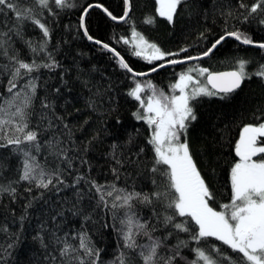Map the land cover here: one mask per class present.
Returning a JSON list of instances; mask_svg holds the SVG:
<instances>
[{"label":"trees","instance_id":"1","mask_svg":"<svg viewBox=\"0 0 264 264\" xmlns=\"http://www.w3.org/2000/svg\"><path fill=\"white\" fill-rule=\"evenodd\" d=\"M15 2L21 7L34 8L37 18L48 26L50 37H44L39 27L27 20L20 36L9 32L15 28L17 19L12 11L5 9L0 12V31L9 33L4 37L9 41L5 44L8 56L15 54L24 62L35 60L40 65L54 61L55 66L40 67L31 74L21 70L22 77L15 81L17 87L9 92L14 62L0 49V106L15 112L13 103L23 106L25 94L30 95L31 103L24 106L28 124L25 131L37 132L40 144L37 150L28 142L8 143L9 139L23 138V133L16 131V125L23 123L19 117L0 130V186L15 189L14 193L0 191V264H61V245L53 242L54 234L60 237L67 234L72 244H78L81 232L90 238V246L99 250L98 264H116L121 252L126 253L131 264H143L136 252L124 247L121 221L129 213H134L140 222H147L152 237L163 240L164 246L158 250L162 257L171 255L179 240L189 241L180 250L175 264H191L196 259L193 249L197 247H203L218 264H231V261L240 264L241 255L215 238L197 244L190 240L191 232H178L171 225L165 226L162 222L165 209L155 199L146 203L134 198L131 209L111 205L116 195L152 196L164 189L161 173L151 169L166 166L155 165L153 146L148 143L152 130L144 120L136 118L135 113L143 115L144 109L129 95L135 84L139 82L145 88L150 83L167 91L188 66L207 68L214 73L237 70L238 62L245 60L251 78L245 79L232 93L192 100L197 119L187 130L193 159L213 193L210 206L219 211L220 205L231 202V169L238 161L235 147L242 128L264 122V78L255 75L264 65V49L227 37L206 58L185 64L167 61L201 56L229 32L247 35L255 42L252 45L264 43V3L251 12V7L261 0H182L173 21L169 22L159 16L157 0H130V10L126 0H68L72 6L64 8L50 0L51 11L40 8L34 0ZM96 4L103 5L118 18L126 11L128 16L118 22L101 8L92 7L84 21L88 35L93 37L89 40L81 27V17L89 5ZM150 18L153 22H146ZM133 30L162 51L178 55L152 63L137 57ZM96 40L101 43L97 44ZM28 42L38 49L36 53ZM103 44L119 52L136 72L148 73L153 67L158 70L145 77H133ZM41 45H45V51H39ZM161 64L164 66L158 67ZM205 74L207 79L208 73ZM30 81L36 85L34 94L25 87ZM147 91L142 93L143 98ZM56 140L61 143L55 150L67 151L71 168L49 150L48 142ZM25 153L36 158L47 174L45 180L51 177L53 185L44 189L37 187L35 180L20 179L27 158ZM57 167L64 183H57L52 175ZM78 176L84 180L73 186ZM86 181L104 186L105 193L113 185L124 192L105 195V206L96 189ZM182 220L188 221L192 232L197 229L194 221L177 217V221ZM136 239L139 245L149 243L144 235ZM213 246L221 254L212 252ZM224 257L231 259L226 261Z\"/></svg>","mask_w":264,"mask_h":264},{"label":"snow or ice","instance_id":"2","mask_svg":"<svg viewBox=\"0 0 264 264\" xmlns=\"http://www.w3.org/2000/svg\"><path fill=\"white\" fill-rule=\"evenodd\" d=\"M35 4L42 9L50 8V0H34ZM57 7H71L72 5L68 0H52ZM182 0H157L159 5L157 11L159 16L166 17L169 22L173 21L178 5ZM128 10L131 8L130 0H126ZM260 3L253 5L250 9L251 12H256L261 7ZM0 12L5 9L12 11L17 19L15 28L9 29L15 35L20 36L22 25L24 21H31L42 31L44 37H50V30L45 23H42L35 15V9L32 7H21L15 0H0ZM97 7L101 8L112 20H125L128 16V11L121 17L113 16L112 13L101 4L89 5L88 8ZM243 7V5H241ZM88 8H86L81 17V27L84 29V34L87 35L89 40L93 37L88 35V30L83 24V18L88 15ZM148 23H152L150 18ZM8 32L0 31V49H3V55L8 56V49L5 44L9 43L4 37H8ZM133 38L137 40L135 55L142 57L149 63L154 61L165 60L168 56L178 55L177 53L164 52L156 44L149 43L142 35L135 30L132 32ZM226 36L234 37L236 40L241 41L245 45H252L255 42L247 35L240 32H229ZM226 36H221L212 45V48L203 53L208 56L212 49H215ZM97 44L101 41L96 40ZM128 43L127 40L124 41ZM31 50L36 53L37 48L32 47L31 42H28ZM264 49V43L256 45ZM105 49L113 52L119 58L120 65L131 73L133 77L144 76L147 73L136 72L132 67L124 61L114 48H110L108 44H103ZM45 45H41L39 51H45ZM183 51H186L184 49ZM200 57H187V59H199ZM10 61L14 62L12 71V79L10 80L9 92L16 88L15 81L22 77L21 70L24 74H31L39 71L40 67L52 68V64H37L35 60L31 63L24 62L19 59L15 54L8 56ZM49 59L51 54L49 53ZM167 63L178 64L179 60H168ZM247 61L240 60L238 68L235 71L223 73H210L207 68L189 69L187 72L180 74L178 82L172 85L173 90H178L179 95H166L162 91H158L155 86L148 84L150 95L146 100L142 97L145 92L144 86L139 82L129 92V95L135 100L139 101L140 107L144 109V114L139 112L135 113L136 118L144 120L151 128V135L148 141L153 146L155 153V165L166 166L164 168L153 167L151 171L160 172L164 178V189L156 191L152 196L141 197L140 193H126L124 195H116L112 208L128 207L131 209V201L134 198H141L143 202L151 203L153 199L159 201L165 209L162 217V222L165 226L171 225L172 229L178 232L189 233L190 240L197 244L206 241L208 238H215L216 240L227 245L233 252L241 255L240 264H264V122L258 124H248L242 128L239 140L235 147L236 155L239 157L238 162L234 164L231 169V188L232 197L231 202L220 205L221 210H216L210 206L209 201L213 200V193L210 191L204 178L201 176L197 168V164L191 154L189 144L187 142V130L192 121L197 119L191 101L197 99L199 96H215L218 93L229 94L239 89L245 79H250L251 74L246 71ZM161 64L158 67H163ZM157 67L151 69L152 72L157 71ZM198 72L200 75L208 73L207 84L211 85L210 90L207 85H201V82L192 75V72ZM256 76L264 78V65H261L259 70L255 73ZM30 88L32 94L35 93L36 85L34 82H29L25 85ZM20 94H16L19 99ZM31 103V96L27 93L21 104L13 103L15 112L9 108L0 106V130L5 124L15 123V118L19 117L23 123L16 125V131L23 133V138L17 137L9 139L8 143L19 145L28 142L33 145L37 150L40 148L38 142V134L35 131H25L28 128L26 122V113L24 106ZM48 107L47 104L43 105ZM4 117H7L5 119ZM67 128L68 126L65 125ZM184 137L183 141L181 137ZM61 142L49 141V150L58 159L67 161L68 167L71 168V161L67 156V151L55 149ZM115 148V145L113 146ZM142 151V150H141ZM27 157L23 163V170L20 179L23 181H37L36 186L44 189L53 185V179L50 177L45 180L47 175L40 165L36 163V158L30 153H25ZM259 157V159H254ZM120 163V161H117ZM37 168L40 171L37 172ZM115 172V169L113 170ZM56 177L57 183H64L60 179V169L54 170L53 174ZM84 177L78 176L73 186L78 185ZM91 183L100 195V201L105 202V195L113 196L114 192H124L122 189H116L113 185L110 191L106 193L103 191L104 186L97 185L95 181H86ZM155 183V181H153ZM67 186V185H66ZM0 191L15 192L14 188H3L0 186ZM79 195V194H78ZM120 202V203H117ZM171 210V214L167 212ZM62 215V213H61ZM177 217H187L194 221L197 229L192 232L187 220L177 221ZM87 218V217H86ZM124 225L122 232L124 247L129 249L141 258L143 264H175L177 257L180 256V250L188 246L189 241L179 240L174 246L172 254L167 257L159 255V249L164 246L161 239L152 237L147 222H140L135 218L134 213L126 214L125 220L121 221ZM144 235L148 237L149 243L139 245L137 243V236ZM171 235V233H169ZM55 244L61 245L60 257L61 264H98L99 250L90 246V238L86 233L79 234L78 244H72L69 241L67 234L63 237L54 234ZM43 245V239L41 238ZM46 247V245H44ZM196 253V259L191 264H218V261L213 258L203 247L193 249ZM212 252L221 254L220 249L213 246ZM83 252V255L80 253ZM85 257L88 259L86 260ZM226 261L230 260L229 257H224ZM55 260V257H53ZM116 264H131L130 259L126 253L121 252L117 257ZM231 264H236L231 261Z\"/></svg>","mask_w":264,"mask_h":264},{"label":"rangeland","instance_id":"3","mask_svg":"<svg viewBox=\"0 0 264 264\" xmlns=\"http://www.w3.org/2000/svg\"><path fill=\"white\" fill-rule=\"evenodd\" d=\"M133 43H134V45H135V47H136V44H137V40L135 39V38H133ZM149 43H151V42H149ZM137 50V49H136ZM201 69L202 67H198V66H194V65H191V66H188L186 69H185V71L187 72L189 69ZM185 73V72H184ZM192 75L194 76V77H196L200 82H201V85H207V87L211 90V88L209 87V85L207 84V81H206V78H205V76H206V74L204 73L203 75H200L198 72H192ZM202 76H203V78H202ZM179 79V78H178ZM178 79H177V81H175L174 83H173V85L175 84V83H177L178 82ZM204 79V80H203ZM171 88L170 89H168L167 91H162V90H159V89H157L158 91H162L163 93H165L166 95H172V94H175V95H179L180 93H179V91L178 90H173V88H172V86H170ZM148 89V86H146L145 87V90H147ZM149 90V89H148ZM147 95L145 96L146 98H147V96L148 95H150L151 93H150V91H147V93H146ZM146 98H145V100H146ZM255 159V158H254ZM238 160H239V157H238ZM238 162V161H237Z\"/></svg>","mask_w":264,"mask_h":264},{"label":"water","instance_id":"4","mask_svg":"<svg viewBox=\"0 0 264 264\" xmlns=\"http://www.w3.org/2000/svg\"><path fill=\"white\" fill-rule=\"evenodd\" d=\"M92 8V7H91ZM91 8H88V11L91 9ZM85 18H86V16L83 18V24H84V21H85ZM115 21H118V22H122V21H124V20H115ZM227 37H230V38H234V37H231V36H226V38ZM235 39V38H234ZM238 41V40H237ZM240 43H242L241 41H239ZM243 44V43H242ZM245 45V44H244ZM218 46V45H217ZM216 46V47H217ZM248 46H256V45H248ZM213 50L214 49H212V51H211V53L213 52ZM210 53V54H211ZM209 54V55H210ZM208 55V56H209ZM208 56H204V55H201V56H196V57H200L199 59H185V60H181V63H178V64H185V63H190V62H194V61H198V60H201V59H203V58H206V57H208ZM231 71H235V70H231ZM223 72H230V71H222V72H214V73H223ZM153 72L151 71V72H148L147 73V75H150V74H152ZM147 75H144V76H136V77H145V76H147ZM209 85V84H208ZM209 87L211 88V85H209Z\"/></svg>","mask_w":264,"mask_h":264}]
</instances>
